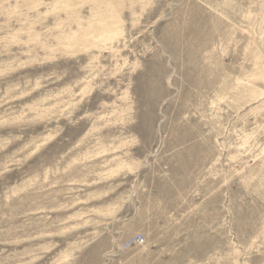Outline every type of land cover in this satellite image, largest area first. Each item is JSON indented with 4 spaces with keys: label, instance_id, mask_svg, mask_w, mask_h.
<instances>
[{
    "label": "rangeland",
    "instance_id": "rangeland-1",
    "mask_svg": "<svg viewBox=\"0 0 264 264\" xmlns=\"http://www.w3.org/2000/svg\"><path fill=\"white\" fill-rule=\"evenodd\" d=\"M0 264H264V0H0Z\"/></svg>",
    "mask_w": 264,
    "mask_h": 264
},
{
    "label": "built area",
    "instance_id": "built-area-1",
    "mask_svg": "<svg viewBox=\"0 0 264 264\" xmlns=\"http://www.w3.org/2000/svg\"><path fill=\"white\" fill-rule=\"evenodd\" d=\"M133 241H134V242H137V243H142V242H143V237H142V235H140V234L136 235V236L133 238Z\"/></svg>",
    "mask_w": 264,
    "mask_h": 264
}]
</instances>
